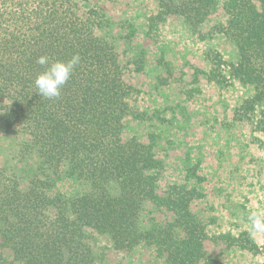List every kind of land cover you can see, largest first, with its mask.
Listing matches in <instances>:
<instances>
[{"label":"trees","instance_id":"16d2710c","mask_svg":"<svg viewBox=\"0 0 264 264\" xmlns=\"http://www.w3.org/2000/svg\"><path fill=\"white\" fill-rule=\"evenodd\" d=\"M173 7L165 14L193 27L223 11L225 22L212 30L238 50L228 76L255 92L236 115L249 122L254 116V129L264 132V107L254 115L264 105V0H179ZM99 13L82 15L74 0H0V158L7 151L16 164L0 166V247L12 253L8 264H95L93 232L118 249L147 246L164 264H221L203 252L207 237L189 210L193 194L173 186L160 196L149 147L122 137L138 92L123 79L113 36L98 32L110 26ZM164 15L159 10L156 17ZM75 53L81 63L61 97L39 96L38 57L66 61ZM216 71L203 74L227 80ZM60 178L89 190L68 200L49 196ZM150 204L173 220L145 226Z\"/></svg>","mask_w":264,"mask_h":264},{"label":"rangeland","instance_id":"374dc122","mask_svg":"<svg viewBox=\"0 0 264 264\" xmlns=\"http://www.w3.org/2000/svg\"><path fill=\"white\" fill-rule=\"evenodd\" d=\"M74 1L82 15L96 9L109 20L98 32L113 36L123 79L138 92L122 137L149 147L156 192L164 196L176 186L193 194L189 210L207 237V256L221 264H263L264 233L252 234L249 217L264 213V132L254 129V116L249 122L236 115L255 92L228 76L238 50L232 39L212 30L225 22L223 11L193 27L179 14H165L179 0ZM159 10L165 15L158 19ZM218 67L227 80L208 81L203 72L218 74ZM13 161L4 151L0 166L13 169ZM88 190L82 182L60 178L47 194L68 200ZM144 216L147 227L174 218L151 204ZM90 242L95 264H164L147 246L118 249L109 236L94 232ZM3 261L10 263L12 253L0 247Z\"/></svg>","mask_w":264,"mask_h":264},{"label":"clouds","instance_id":"9594fccd","mask_svg":"<svg viewBox=\"0 0 264 264\" xmlns=\"http://www.w3.org/2000/svg\"><path fill=\"white\" fill-rule=\"evenodd\" d=\"M37 63L44 67L35 80L36 93L49 100L59 99L64 86L71 79L76 67L81 63V56L75 53L68 60H49L46 55L40 56ZM249 220L251 222L252 234L264 233V213L253 212Z\"/></svg>","mask_w":264,"mask_h":264}]
</instances>
